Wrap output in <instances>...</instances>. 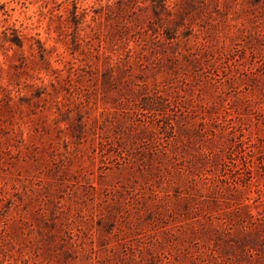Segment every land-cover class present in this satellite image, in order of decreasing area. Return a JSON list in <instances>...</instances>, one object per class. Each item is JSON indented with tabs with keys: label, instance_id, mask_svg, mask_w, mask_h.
Here are the masks:
<instances>
[{
	"label": "rangeland",
	"instance_id": "374dc122",
	"mask_svg": "<svg viewBox=\"0 0 264 264\" xmlns=\"http://www.w3.org/2000/svg\"><path fill=\"white\" fill-rule=\"evenodd\" d=\"M0 264H264V0H0Z\"/></svg>",
	"mask_w": 264,
	"mask_h": 264
}]
</instances>
